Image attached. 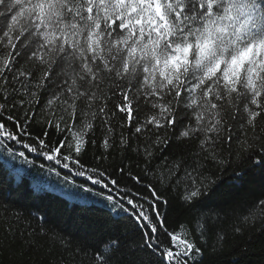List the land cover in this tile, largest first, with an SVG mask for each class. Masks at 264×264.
Returning a JSON list of instances; mask_svg holds the SVG:
<instances>
[{
  "label": "snow or ice",
  "instance_id": "6c2138e0",
  "mask_svg": "<svg viewBox=\"0 0 264 264\" xmlns=\"http://www.w3.org/2000/svg\"><path fill=\"white\" fill-rule=\"evenodd\" d=\"M142 136L143 148L133 146ZM5 141L75 168L101 186L96 195L117 215L130 212L142 225L139 244L110 238L92 264H205L191 232L183 224L169 228L161 187L184 184L180 199L195 204L215 183L206 162L231 167L223 153L234 142L238 178L247 175L244 162L264 169V154L253 159L257 147L264 153V0H0V145ZM193 142L195 152L184 155L179 146ZM173 145L179 150L157 176L156 150ZM89 146L97 149L96 166L83 162ZM117 151L142 156L144 167L140 160L127 165V155L108 167L133 185L148 181V211L127 191L112 195L120 180H109L103 164ZM14 175L23 180L19 170ZM254 208L264 216V199ZM256 216L250 211L245 221ZM9 239L0 237V248Z\"/></svg>",
  "mask_w": 264,
  "mask_h": 264
},
{
  "label": "trees",
  "instance_id": "16d2710c",
  "mask_svg": "<svg viewBox=\"0 0 264 264\" xmlns=\"http://www.w3.org/2000/svg\"><path fill=\"white\" fill-rule=\"evenodd\" d=\"M120 131L117 128V136ZM123 131L128 135L127 129ZM97 136H100L99 130ZM30 139L24 137L26 142ZM144 142L142 136L133 146L138 143L142 149ZM224 147L229 148L228 145ZM179 149L188 156L195 152L196 144L181 145ZM179 149L173 145L169 149L156 150L151 167L159 170L157 176L160 171H166L165 159L170 164L173 158L170 152ZM237 149L234 142L230 151L223 153L224 158L231 161V167H217L206 162L205 166L211 170L207 174L215 183L195 204L187 205L180 199L184 184L161 187L169 201L163 209L169 217V228L183 224L191 232L190 238L204 250L205 264H264V216L254 208L264 199V169L244 162L243 171L247 175L238 178L237 165L242 161L236 158ZM21 151L24 157L19 156ZM261 154L264 153L257 147L253 159H259ZM96 155L97 149L89 146L83 157L85 165H98ZM125 155L130 157L125 161L127 165L140 160V167H144L142 156L117 151L112 159L104 161L103 168L113 173L108 165L113 161L118 164ZM14 170L23 174L22 181L14 175ZM179 175L183 176V172ZM107 178L120 180L119 188L112 192L114 197L120 199L127 191L148 211L144 189L147 180L144 184L133 185L118 172ZM148 179L158 184L155 176L150 174ZM34 185L42 190L35 192ZM85 188L92 191L86 192ZM100 190L101 186L92 185L87 177L75 175V168L65 169L38 153L29 152L22 144L5 141L0 145V237L7 234L10 239L0 248V264H92L95 250L115 236L120 237L122 244L135 247L140 243L142 225L136 227L134 219H129L130 212L117 215L118 209L96 195ZM103 191L108 192L107 189ZM124 203L126 205V200ZM250 211L257 216L245 221ZM237 228L240 231H236Z\"/></svg>",
  "mask_w": 264,
  "mask_h": 264
}]
</instances>
